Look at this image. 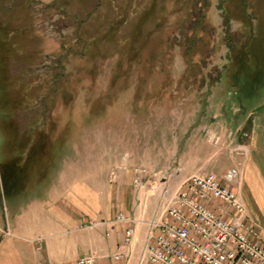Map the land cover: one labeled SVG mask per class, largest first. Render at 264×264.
<instances>
[{
	"label": "rangeland",
	"instance_id": "1",
	"mask_svg": "<svg viewBox=\"0 0 264 264\" xmlns=\"http://www.w3.org/2000/svg\"><path fill=\"white\" fill-rule=\"evenodd\" d=\"M251 146L264 0H0L7 223L28 195L66 189L90 227L136 219L139 251L188 178L236 169L238 192Z\"/></svg>",
	"mask_w": 264,
	"mask_h": 264
},
{
	"label": "built area",
	"instance_id": "2",
	"mask_svg": "<svg viewBox=\"0 0 264 264\" xmlns=\"http://www.w3.org/2000/svg\"><path fill=\"white\" fill-rule=\"evenodd\" d=\"M238 176L232 169L223 179L207 173L185 180L139 251V222L120 213L116 222L129 228L111 256L114 264H264L260 228L233 187ZM99 259L90 254L78 264Z\"/></svg>",
	"mask_w": 264,
	"mask_h": 264
},
{
	"label": "crops",
	"instance_id": "3",
	"mask_svg": "<svg viewBox=\"0 0 264 264\" xmlns=\"http://www.w3.org/2000/svg\"><path fill=\"white\" fill-rule=\"evenodd\" d=\"M251 150L238 192L248 216L260 226L264 243V146ZM125 177L133 179L130 174ZM64 191L52 201L42 192L28 195L8 223L0 212V264H78L90 254L100 257L97 264H114L111 256L123 241L126 226L99 223L91 228L76 215L73 196Z\"/></svg>",
	"mask_w": 264,
	"mask_h": 264
},
{
	"label": "trees",
	"instance_id": "4",
	"mask_svg": "<svg viewBox=\"0 0 264 264\" xmlns=\"http://www.w3.org/2000/svg\"><path fill=\"white\" fill-rule=\"evenodd\" d=\"M195 42H197V41H196V40H194V41L191 40V41L189 42V43H190V47H191V49H192L193 46H195ZM191 43H192V44H191Z\"/></svg>",
	"mask_w": 264,
	"mask_h": 264
}]
</instances>
